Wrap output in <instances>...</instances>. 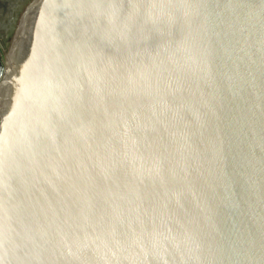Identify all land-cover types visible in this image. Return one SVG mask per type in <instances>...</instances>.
<instances>
[{
  "label": "water",
  "instance_id": "obj_1",
  "mask_svg": "<svg viewBox=\"0 0 264 264\" xmlns=\"http://www.w3.org/2000/svg\"><path fill=\"white\" fill-rule=\"evenodd\" d=\"M6 47L0 264H264V0H29Z\"/></svg>",
  "mask_w": 264,
  "mask_h": 264
},
{
  "label": "rangeland",
  "instance_id": "obj_2",
  "mask_svg": "<svg viewBox=\"0 0 264 264\" xmlns=\"http://www.w3.org/2000/svg\"><path fill=\"white\" fill-rule=\"evenodd\" d=\"M29 0H0V69L8 41L13 36Z\"/></svg>",
  "mask_w": 264,
  "mask_h": 264
},
{
  "label": "snow or ice",
  "instance_id": "obj_3",
  "mask_svg": "<svg viewBox=\"0 0 264 264\" xmlns=\"http://www.w3.org/2000/svg\"><path fill=\"white\" fill-rule=\"evenodd\" d=\"M119 7L121 8V9H123V10H127L128 8H131V7H135L134 5H132L131 3H121L120 5H119Z\"/></svg>",
  "mask_w": 264,
  "mask_h": 264
},
{
  "label": "crops",
  "instance_id": "obj_4",
  "mask_svg": "<svg viewBox=\"0 0 264 264\" xmlns=\"http://www.w3.org/2000/svg\"><path fill=\"white\" fill-rule=\"evenodd\" d=\"M13 1H16L17 2V1H21V0H13Z\"/></svg>",
  "mask_w": 264,
  "mask_h": 264
}]
</instances>
